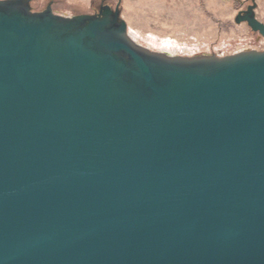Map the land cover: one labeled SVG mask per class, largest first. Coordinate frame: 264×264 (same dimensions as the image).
<instances>
[{"label": "water", "instance_id": "1", "mask_svg": "<svg viewBox=\"0 0 264 264\" xmlns=\"http://www.w3.org/2000/svg\"><path fill=\"white\" fill-rule=\"evenodd\" d=\"M33 1L0 0V264H264V50ZM257 7L235 22L264 38Z\"/></svg>", "mask_w": 264, "mask_h": 264}, {"label": "rangeland", "instance_id": "2", "mask_svg": "<svg viewBox=\"0 0 264 264\" xmlns=\"http://www.w3.org/2000/svg\"><path fill=\"white\" fill-rule=\"evenodd\" d=\"M253 0H122L121 16L139 44L173 55L216 54L264 50V38L246 24H236L239 11ZM264 23V0H254ZM60 15L95 14L103 2L113 8L119 0H34V11L50 3ZM127 8L123 12L124 8ZM123 12V13H122ZM126 18V19H125Z\"/></svg>", "mask_w": 264, "mask_h": 264}, {"label": "crops", "instance_id": "3", "mask_svg": "<svg viewBox=\"0 0 264 264\" xmlns=\"http://www.w3.org/2000/svg\"><path fill=\"white\" fill-rule=\"evenodd\" d=\"M126 9H127V8L125 7V8L123 9V12H125ZM123 12H122V13H123ZM125 19H126V18H125ZM126 22L128 23V20H127Z\"/></svg>", "mask_w": 264, "mask_h": 264}]
</instances>
